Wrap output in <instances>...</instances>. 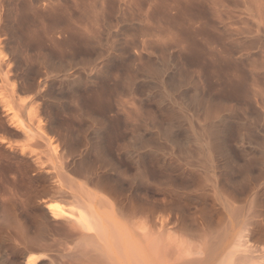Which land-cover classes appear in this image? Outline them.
Instances as JSON below:
<instances>
[{
	"label": "rangeland",
	"instance_id": "374dc122",
	"mask_svg": "<svg viewBox=\"0 0 264 264\" xmlns=\"http://www.w3.org/2000/svg\"><path fill=\"white\" fill-rule=\"evenodd\" d=\"M106 138L107 159H72L138 206V264H257L239 241L264 239V0H0V185ZM38 203L62 227L78 215L68 197ZM78 253L61 261L91 259Z\"/></svg>",
	"mask_w": 264,
	"mask_h": 264
},
{
	"label": "bare ground",
	"instance_id": "6f19581e",
	"mask_svg": "<svg viewBox=\"0 0 264 264\" xmlns=\"http://www.w3.org/2000/svg\"><path fill=\"white\" fill-rule=\"evenodd\" d=\"M68 32L70 31L68 30ZM64 34H66V32ZM26 80L27 77L24 76V79L20 82L22 84L18 86L19 90L22 89L31 91L35 89V98L42 97L41 92L37 90L40 88L39 86L41 84L37 83L36 85H28L26 83ZM93 101L96 104H99L100 102L98 98L93 99ZM118 131H116L115 129L114 133ZM37 135H39V133ZM111 135L109 137H112ZM42 136L43 135L40 134L39 138H42ZM117 139L118 138H116L115 144L118 142ZM70 140L74 139L70 138ZM82 140L71 143L70 146L68 145L69 142L66 140V143L68 142V144L63 143L64 147H67L64 148V150H66H63L62 153L55 155L53 157L54 160L50 163V166H47L45 168H41L39 166L40 168H38V171H35L36 173L30 176H27L25 173L19 174L18 176L21 177V180H23V182L25 181L22 187H16V185H14L13 187H2L5 184H3L2 186L0 185V216H2L0 218H2L5 222V224L3 223L4 226L0 228V240L7 242L5 253H9L10 255V257L8 258H4L0 251V264H19L17 262V258H19L20 256H22L23 258L28 257L29 259V257H31L32 255L38 254L40 252L47 253L51 261H49L50 264H64L63 261H61V258L63 256L67 257L69 254H72L74 252H79L78 254L80 255L83 253V258L85 255L86 257H88L87 255H90L93 262L91 259H86V262H89H87L86 264H138L139 261L141 262L143 260L142 258L144 257H140V254H142L141 251L143 249L141 247V250H139L138 246L140 244L138 245L137 243L139 240L136 241L137 239H135L139 236H136L138 234L135 230H131L130 232L126 225V222H129L127 224L130 229H134L132 226H130V220H132V218L134 217H132V215H138L136 213V211H138L136 210L138 209V206L136 205V209H134L133 206L129 207L131 204H129L128 206V204L124 203V201L127 202V200L124 199V195L123 197H121L123 194L122 191H120L122 193L121 195H119L117 194L118 191L116 192L117 189L114 188V191L112 190L113 187H108L103 184L102 182L104 181L101 182L99 178H102L104 175L100 176L99 178H97L98 176L96 177V175L94 176V174H96L98 170L95 169L96 172L95 170H93L94 168H96V165H91L89 162H86L85 165V160L81 158L79 162L80 164L77 163V165L79 166H77L76 163L75 166V160L72 159L75 155L74 153H76L78 149H82L84 147V149H82L83 151H88L90 149L94 153L92 154L93 158H100V160H102L105 157V154L108 153L107 151L114 148L113 140L106 138V145L104 144V142L101 143L100 141H96L95 143L93 141L94 144L90 147H88L89 144H87L86 141ZM134 142V144L130 143L128 147L126 145L123 147L131 148L133 146L132 148H135L137 146V142L136 140ZM117 148L119 147L117 146ZM122 148H119V150ZM79 151L81 150H78V152ZM120 152L121 150L118 153L120 154ZM77 153L75 157H77ZM88 153L87 155L85 152L83 154H85V156H88ZM105 158L107 159V156ZM105 162H107V160H105ZM87 163L94 167L92 169V171L95 172H93L94 174H92V172L90 173L91 170L89 171L90 168L88 167ZM83 164L87 167L89 172L83 171L84 169H81L84 168ZM101 165L102 164H100V167ZM78 177H81L83 179V183L79 184V187H77V184L75 182V178ZM103 178H105V176ZM108 183H110V181H108ZM75 188L78 190H76ZM57 197H68L78 203V206L76 208V210H78L77 217L74 219V221H72V219H66V222L67 224H69V226L62 227V224H60L61 222L55 219H52L51 223L50 221L48 222V213L46 212V210L44 212H41L40 215H36L35 213H33L34 210H40V203H38L39 200L41 202H44L45 199H54ZM49 212H51V214L53 215H57L58 213L62 212L65 213L61 208H50ZM75 212L77 213V211ZM130 215L132 217L131 219L128 218L130 217ZM126 219L130 220L128 221ZM59 225L61 226V228ZM253 231L255 230L251 229L250 232L252 233ZM134 233H136V235H134ZM256 234L260 236V234L255 233L254 237L257 236ZM134 236L136 237L134 238ZM245 236L240 237L242 238V241H239L241 246L247 244L248 242L250 243L245 245L246 250H244V252H250L251 255L249 256L252 257V259L257 264H264L263 237L258 238L259 236H257V239H253L254 237H251L250 241L249 237L253 235H249L248 238L246 237L248 240L245 241ZM3 245L5 244H2V246ZM1 249L2 248L0 247V250ZM237 251L238 250H236L235 252ZM150 255L152 254L150 253ZM149 256L147 258H151ZM227 257L224 258L221 264H228L230 261H232H228ZM229 258L231 259V256ZM148 260L147 262L150 261L151 263V260L154 259L151 258L149 261ZM34 261L35 260L27 261V264H32L34 263Z\"/></svg>",
	"mask_w": 264,
	"mask_h": 264
}]
</instances>
